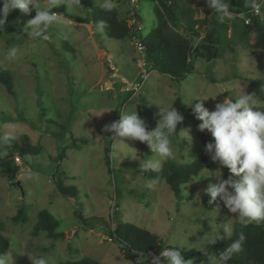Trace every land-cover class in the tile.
<instances>
[{
    "label": "rangeland",
    "instance_id": "1",
    "mask_svg": "<svg viewBox=\"0 0 264 264\" xmlns=\"http://www.w3.org/2000/svg\"><path fill=\"white\" fill-rule=\"evenodd\" d=\"M90 1L101 8L105 2ZM178 1L191 5L195 18L204 17L201 0ZM110 2L120 19L130 18L132 12L139 16L141 30L137 35L141 37L155 24L153 0ZM256 2L264 19V0ZM49 3L52 7L63 5L66 11L82 17L88 14L85 0H73L71 9L65 0H35V7ZM56 14V21L45 29L47 39L27 37L24 32L30 29L23 27L35 12L25 14L19 9L8 15L13 32L0 36V71L10 74L15 92L11 96L0 83V137L15 139L26 133L39 148L36 155L11 157L19 169L12 181L0 168V224L8 242L4 253L13 256L10 264H31L27 254L46 257L49 264L84 256L105 264H133L105 232L116 222L150 230L164 247L176 245L181 252L194 249L203 253L199 249L211 238L218 233L225 235V226L231 233L233 223L238 221L219 197L210 204V196L203 191L210 181L215 182V177L204 176L219 169L227 179L228 169L215 163L200 170L181 185V196L176 197L164 180L141 173L139 162L171 159L185 163L195 159L201 150L197 134L201 121L189 106L192 102H202L214 110L225 97L234 102L235 96L246 92L258 100L254 110L264 111V51L239 41L229 28L226 35L232 40L219 45L215 61L194 60L193 69L183 79L174 80L150 66L134 43L137 35L111 40L90 22ZM226 18L223 21L231 26ZM208 26L205 23L204 30ZM253 35L251 32L250 38ZM12 47L16 53L10 57L8 49ZM209 76L215 82L209 81ZM172 104L184 116V129L170 137L171 157L152 153L146 142L114 139L113 133L105 131V125L118 120L121 112L137 110L144 120L153 116L160 119V108L167 110ZM204 132L214 142L211 133ZM106 142L110 143L108 165ZM0 153L7 156L10 150L0 143ZM55 175L62 177L63 184L74 187V197L59 192ZM20 207L27 219L13 222L11 217ZM41 209L58 221L59 238L32 234ZM207 247L209 251L210 245ZM210 264L223 262L213 257Z\"/></svg>",
    "mask_w": 264,
    "mask_h": 264
},
{
    "label": "trees",
    "instance_id": "2",
    "mask_svg": "<svg viewBox=\"0 0 264 264\" xmlns=\"http://www.w3.org/2000/svg\"><path fill=\"white\" fill-rule=\"evenodd\" d=\"M85 1L88 8V14L85 17L66 11L63 5L51 7L50 10L53 13H61L76 22H90L96 27L103 22L101 29L111 40L123 41L131 34H138L139 31L135 30V23H129L132 20H139V16L136 13L132 12L131 17L128 19H120L116 8L112 7L111 10H106L90 0ZM153 1L155 3V24L145 36L137 35L136 37L141 40L143 45L142 54L150 66L161 74L169 75L174 80L183 79L193 69L192 63L194 60L215 61L219 57V45L224 41L232 40L231 36L228 37L226 35L229 28L239 41L249 45L252 49L264 51V19L251 7L246 6V0H229V10L232 16L226 19H229L231 26L227 21L220 19V13L207 6L206 0H201V8L204 12V17L202 18H195L194 8L178 0ZM34 12L33 10L31 14ZM237 15H242V18ZM245 19H249V23H244ZM205 23L209 26L206 30L201 31ZM13 30L14 27L7 16L6 22L0 24V36L9 35ZM251 32L254 33L252 38H250ZM207 79L215 82L213 77L209 76ZM0 83L8 94L15 96L11 76L7 71H0ZM262 89L264 90V86H262ZM158 121L159 118L155 116L145 120L149 130L154 129ZM183 127L184 123L178 124L173 136H177L178 131ZM197 134L201 142V150L195 159L185 163L165 159L161 162V167L158 171L140 170V172L150 179L164 180L173 194L176 197H180L182 184L189 182L200 170L210 168L215 164L204 151L205 145L210 142V137L204 131L197 130ZM3 145L10 150V153L7 156H0V168L6 174L8 180L12 181L19 169L12 162L11 157L36 155L39 152V148L26 133L20 134L15 139H9ZM104 150L105 162L108 165L110 163L108 157L110 152L109 142L105 143ZM54 181L59 192L64 196L72 198L76 195L74 187L63 184L60 175H55ZM26 219L27 216L23 207H20L16 214L11 217L13 222H25ZM57 226L58 221L49 211L41 209L37 213V221L34 224L32 234L39 235L44 233L46 237L59 238L62 234L56 231ZM106 229L107 236L120 245L122 254L125 258L131 260L133 264L137 260L136 251H142L148 257L145 262L147 264L151 260L149 254L159 255L165 246L164 242L156 234L134 223L116 222L113 228L108 226ZM241 233L246 237L243 250L232 254L227 264H264V222H251L245 225L235 221L232 225L231 233L224 240H217L214 245H210L207 255L194 249L181 253L186 260H190L195 264H210L212 258L218 259L219 255ZM7 247L8 242L1 233L0 224V253H4ZM167 247L173 246L168 245ZM59 264L105 263L84 256L76 260H65Z\"/></svg>",
    "mask_w": 264,
    "mask_h": 264
},
{
    "label": "clouds",
    "instance_id": "3",
    "mask_svg": "<svg viewBox=\"0 0 264 264\" xmlns=\"http://www.w3.org/2000/svg\"><path fill=\"white\" fill-rule=\"evenodd\" d=\"M79 3V0H75ZM207 6L220 13V19L231 18L229 10V0H206ZM0 24L6 22L10 12L15 9L21 10L25 14H30L33 10L35 16L27 21L26 26L30 31L24 33L30 39L42 37L47 39L45 29L56 21L57 14L50 9L51 3L43 8L35 7V0H0ZM67 8L73 7V0H65ZM246 6L251 7L257 13L260 4L256 0H246ZM102 7L111 10L113 4L110 0H105ZM103 22L98 26L102 28ZM15 47L8 49V55L14 56ZM215 97H209L215 99ZM200 99V98H197ZM195 99V100H197ZM203 101L204 99H200ZM258 101L254 94L244 93L235 96V101L231 97H225L221 102L215 104L214 110H209L202 102H193L195 118L201 123L197 128L203 132L207 130L214 138V142L205 145V153L209 155L213 163H218L221 168H227L229 175L227 179L222 178V172L218 169L210 172V175L203 178L215 177V182H209L203 190L210 196L209 203H213L219 197L223 205L230 213L236 214V219L241 224L251 222H264V111L254 110ZM108 112V111H107ZM120 118L105 125V131L113 133L114 139L138 140L146 142L152 153L158 154L161 158L173 155L170 147V137L173 136L184 116L178 112L173 104L170 109L160 108L161 118L154 129L149 130L147 123L142 119L137 110L126 113L121 112ZM184 129V128H183ZM187 131V130H186ZM189 134V132L187 131ZM184 137L191 141V136ZM8 136L0 137V143L8 142ZM3 155V153H0ZM161 167V160H146L143 164L139 162L141 171H158ZM195 180V179H194ZM225 235L219 233L211 238L208 244L199 249L204 255L208 254V245H214L217 240H224L229 235L230 228H223ZM246 237L243 233L233 240L218 259L227 264V261L234 253L243 250ZM181 246H186L180 244ZM151 256V264H192L186 260L175 246L164 247L159 255ZM31 264H49L48 259L43 256L28 255ZM137 260L134 264H145L148 257L142 251H136ZM13 262L11 252L0 253V264H10Z\"/></svg>",
    "mask_w": 264,
    "mask_h": 264
},
{
    "label": "built area",
    "instance_id": "4",
    "mask_svg": "<svg viewBox=\"0 0 264 264\" xmlns=\"http://www.w3.org/2000/svg\"><path fill=\"white\" fill-rule=\"evenodd\" d=\"M246 21H249L248 19H245ZM131 23H135V30L136 31H140L141 30V26L139 25L138 21H134L132 20ZM135 45L137 46L138 50L143 53V45L141 43V40L137 37L135 38V41H134ZM149 264V263H147Z\"/></svg>",
    "mask_w": 264,
    "mask_h": 264
},
{
    "label": "water",
    "instance_id": "5",
    "mask_svg": "<svg viewBox=\"0 0 264 264\" xmlns=\"http://www.w3.org/2000/svg\"><path fill=\"white\" fill-rule=\"evenodd\" d=\"M203 30H204V26H203V28H202Z\"/></svg>",
    "mask_w": 264,
    "mask_h": 264
}]
</instances>
